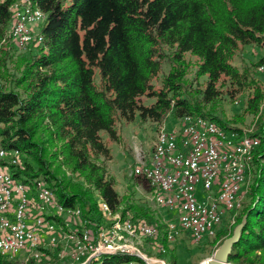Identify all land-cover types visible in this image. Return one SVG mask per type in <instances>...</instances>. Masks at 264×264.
I'll list each match as a JSON object with an SVG mask.
<instances>
[{"label": "trees", "instance_id": "trees-1", "mask_svg": "<svg viewBox=\"0 0 264 264\" xmlns=\"http://www.w3.org/2000/svg\"><path fill=\"white\" fill-rule=\"evenodd\" d=\"M14 1H0V146L21 153L18 164H9L13 176L31 186L45 181L59 202L80 207L91 220L101 221L104 200L114 213L125 216L131 210L133 218L151 221L144 205L122 206L106 167L112 155L102 133L119 141V118L133 121L140 113L161 124L170 112L178 118L203 116L227 132L242 133L206 106L217 102L221 87L233 86L232 96L253 89L245 109L258 116L250 135L260 144L251 179L235 224L228 220L212 238L214 253L247 214L229 261L264 264V91L248 67L234 62L255 45L263 52L257 66L264 65V0H33L45 12L43 39L26 49L11 36ZM16 52L21 56L12 72L8 64ZM187 54L197 58L195 77L205 79L199 99L184 92L191 67ZM166 59L170 70L163 87H156ZM144 97L153 101L144 103ZM62 168L70 174L59 176ZM159 245L168 263L178 264L175 248L169 252L167 230ZM18 263L0 253V264ZM91 264L148 263L135 254L114 253Z\"/></svg>", "mask_w": 264, "mask_h": 264}, {"label": "built area", "instance_id": "built-area-1", "mask_svg": "<svg viewBox=\"0 0 264 264\" xmlns=\"http://www.w3.org/2000/svg\"><path fill=\"white\" fill-rule=\"evenodd\" d=\"M10 10L14 42L22 49L41 42L45 12L33 0H15ZM259 70L264 71V65ZM177 125L158 129L150 161L142 160L134 176L148 182L159 207L176 211L166 223L168 241L188 232L200 242L205 236H216L227 217L234 222L246 197L253 152L260 139L250 133L227 132L203 116L185 115ZM20 155L19 150L0 146V253L4 257L28 264L48 255L50 246L68 240L74 262L66 264H91L103 254L114 253L135 254L148 264H169L165 258L149 257L134 244L158 237L159 226L114 213L104 200L99 204L101 221L85 217L80 207L59 202L45 181L36 180L31 186L15 178L9 164H18ZM199 187L204 200L198 197ZM158 249L166 252L162 245Z\"/></svg>", "mask_w": 264, "mask_h": 264}, {"label": "rangeland", "instance_id": "rangeland-1", "mask_svg": "<svg viewBox=\"0 0 264 264\" xmlns=\"http://www.w3.org/2000/svg\"><path fill=\"white\" fill-rule=\"evenodd\" d=\"M168 53L170 52L168 51ZM262 55L263 52L259 47L255 45H248L237 54L234 62L236 65L243 69L245 67H248L255 81L258 82L260 86H262V89L264 91V71H260L259 66H257V62L260 60ZM20 56L21 55L16 52L13 56V59L9 61L10 63L8 64V69L10 71L16 72L15 65H18L17 61L20 59ZM186 59L189 60L191 67L188 68L187 74L184 78V92L190 99H199L200 95L198 94V90L204 88L205 79H197L195 77L197 58L190 54H187ZM170 67L171 65L168 62V59H166V61L164 62L163 71L160 73L158 78L154 80L156 87H163L164 76L169 72ZM97 81L99 82V78H97ZM233 88V86L221 87L222 93L217 102H215L214 105L206 106V109L209 110L215 108V113L219 114L223 120H226L232 126L241 128L242 132L244 133H251L255 128V122L258 116L246 111L245 108L248 97L253 94V89H246L241 92H236L235 95L232 96L229 92L233 91ZM152 101V99L147 97H144L143 99V102L147 104L151 103ZM262 107L264 110V100ZM180 119L181 118L176 117L173 112H170L167 115L166 121L159 125L158 123L153 122L151 119H144L140 115V113H137V116L133 121H126L122 118H119L117 120L116 128L120 135L119 141L112 140L105 132L102 133L104 139H106L107 144L111 149L112 155V158L110 160H106V167L109 176L114 179L116 188L123 198L122 206L124 207L128 204L133 203L144 205L153 214V220L149 221L145 218L140 219L159 226V240L156 237L153 239H145L139 242H134V244L138 248H140L143 253L155 259L167 258L163 255L165 253H159L156 254L157 256H152V254L148 252V250H146L144 246L146 247L150 245L151 240H156L159 244L161 243L163 232L164 230H167V224L164 221L165 215H167L166 212H169L170 210L167 208L159 207L150 194V187L148 182L142 178L135 177L134 174L136 167L142 160L150 161L154 150V144L156 141L158 129L164 124L167 129H174L178 126L177 124L180 123ZM56 165L58 166V164ZM54 168L56 167L54 166ZM66 172L68 173V175L70 174L68 170H66V168L60 169L59 176L63 177ZM71 178L73 180L76 179L73 176H71ZM250 179L251 178L249 177L248 185ZM198 197L200 198V200L205 199V193L203 192L201 187H199L198 190ZM175 212L176 211H170L169 213L172 214V216H174L175 218ZM119 213H121V211H119ZM126 213L134 217L131 210H127ZM236 213H238V211ZM229 214L234 215V213ZM227 218L220 228H222L224 225L228 226V224H225L228 221ZM135 219L137 218L135 217ZM234 222L231 223V226L235 224ZM163 225H165L164 229L161 228V226ZM214 240V238L205 236L200 242H197L191 237L190 234H188L187 232H183L182 237H179L169 243L171 244L169 246V252L173 248H175L179 259L178 264H203V262L207 261V259L213 256V242H215ZM67 241L68 240H64L55 247H49V250L54 251L52 253L55 255V257H51V255L48 254L44 257H41L36 262L40 264H54L53 261H57L58 264L73 263L74 259L72 258L70 253L71 242Z\"/></svg>", "mask_w": 264, "mask_h": 264}, {"label": "water", "instance_id": "water-1", "mask_svg": "<svg viewBox=\"0 0 264 264\" xmlns=\"http://www.w3.org/2000/svg\"><path fill=\"white\" fill-rule=\"evenodd\" d=\"M247 216V214L244 215L242 221L234 228L233 234L224 240V242L215 250L211 258L207 259L208 264H234L229 261V255L232 251L233 245L237 243L241 237Z\"/></svg>", "mask_w": 264, "mask_h": 264}, {"label": "crops", "instance_id": "crops-1", "mask_svg": "<svg viewBox=\"0 0 264 264\" xmlns=\"http://www.w3.org/2000/svg\"><path fill=\"white\" fill-rule=\"evenodd\" d=\"M166 213H167V215H165L164 221L167 223L169 220H171L172 218H174V216H172V214H169L168 212H166ZM182 235H183V233L180 235V237H182ZM157 238L159 240V237H157ZM169 243H171V242H169ZM158 245H159V243L156 240L155 241L151 240V244L148 245V246H146V247L144 246V248L146 250H148V252H150L152 254V256H154V255L157 256L156 254H159V252H158ZM167 261H168V259H167Z\"/></svg>", "mask_w": 264, "mask_h": 264}, {"label": "bare ground", "instance_id": "bare-ground-1", "mask_svg": "<svg viewBox=\"0 0 264 264\" xmlns=\"http://www.w3.org/2000/svg\"><path fill=\"white\" fill-rule=\"evenodd\" d=\"M203 264H208V261L203 262Z\"/></svg>", "mask_w": 264, "mask_h": 264}]
</instances>
